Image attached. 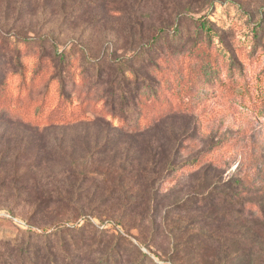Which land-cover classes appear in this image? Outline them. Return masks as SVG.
Here are the masks:
<instances>
[{"label": "rangeland", "instance_id": "374dc122", "mask_svg": "<svg viewBox=\"0 0 264 264\" xmlns=\"http://www.w3.org/2000/svg\"><path fill=\"white\" fill-rule=\"evenodd\" d=\"M203 15L207 28L200 29ZM169 28L144 55L158 64L148 68L155 85L140 90L138 113L127 118L144 127L166 111H188L169 119L188 134L177 160L197 159L166 181L176 191L136 209L90 194L37 206L25 193L0 191V259L23 231L88 219L128 238L147 264H264V0H0V110L43 122L63 107L75 111L88 94L82 110L120 127L123 119L93 93L105 95L87 56L131 55ZM61 52L58 67L52 58ZM199 166L207 169L190 177ZM227 180L240 182L249 212L237 215L233 204L216 201L171 212L160 228L151 222L180 189L222 184L223 191Z\"/></svg>", "mask_w": 264, "mask_h": 264}, {"label": "trees", "instance_id": "16d2710c", "mask_svg": "<svg viewBox=\"0 0 264 264\" xmlns=\"http://www.w3.org/2000/svg\"><path fill=\"white\" fill-rule=\"evenodd\" d=\"M197 21L200 29L207 28L205 15ZM169 30L156 31L131 55L87 56L86 62L96 70V82L104 86L105 95L96 90L93 93L103 101L108 113L119 114L123 119L124 125L120 127L113 126L100 114L89 117L88 112L82 110L84 102L92 98L88 94L78 101L75 111L71 109L64 114L63 107L64 111L44 117L43 122L12 117L6 110H0V126L3 127L0 131V191L17 196L25 193L37 206L53 197L69 199L90 194L96 198H115L125 207L135 209L167 198L176 191V185L165 187L166 181L197 159L177 160L188 134L185 127L169 119L186 116L188 111H166L144 127H138L127 118L129 114L138 113L140 90L153 89L155 85L148 68L150 65L158 67V64L147 63L144 55ZM52 60L58 67L65 65L62 52ZM14 62V66H22L18 58ZM40 63L38 60L36 70L42 69ZM197 169L190 177L204 173L207 167ZM85 182L90 185H84ZM239 183L227 180L223 191L220 190L222 184L208 191L197 190L200 183L180 189L164 214H158L151 222L160 228L171 212L184 210L189 205L212 207L216 201L230 202L237 215L247 213L250 210L245 209L246 202L239 196ZM213 184L217 185L216 181ZM260 211L264 215V207L261 206ZM174 218L173 223L179 224L177 230L182 232L184 225ZM68 223L56 221L40 230L23 231L22 241H13L8 258H1L0 264H12L11 261L20 264H147L144 253L124 235H116L103 227L99 229L88 219Z\"/></svg>", "mask_w": 264, "mask_h": 264}]
</instances>
